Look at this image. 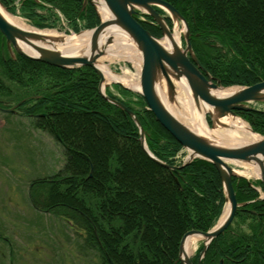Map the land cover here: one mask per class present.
Here are the masks:
<instances>
[{
	"label": "trees",
	"instance_id": "obj_1",
	"mask_svg": "<svg viewBox=\"0 0 264 264\" xmlns=\"http://www.w3.org/2000/svg\"><path fill=\"white\" fill-rule=\"evenodd\" d=\"M0 1L41 30L79 34L101 24L95 6H84L85 0ZM163 1L186 20L197 58L221 86L264 81V0ZM156 10L172 29L173 21ZM140 15L136 19L141 25L162 38L153 19L144 15L143 21ZM100 85L101 77L90 67L60 69L18 54L11 57L0 34V91H24L17 103L28 100L20 110L27 117L47 114L37 119L36 127L68 147L62 171L32 181L30 204L69 225L85 262L181 264L183 237L190 231H210L222 217L227 197L221 175L202 159L179 173L155 163L142 148L136 123L103 97ZM106 94L135 113L149 150L177 165L183 147L157 122L143 96L119 85L108 87ZM237 115L264 136V110ZM233 186L244 206L210 244L201 264H264V199L257 190L264 186L242 177H234ZM202 250L203 245L192 258L194 264Z\"/></svg>",
	"mask_w": 264,
	"mask_h": 264
},
{
	"label": "water",
	"instance_id": "obj_2",
	"mask_svg": "<svg viewBox=\"0 0 264 264\" xmlns=\"http://www.w3.org/2000/svg\"><path fill=\"white\" fill-rule=\"evenodd\" d=\"M35 1L38 2V0ZM101 1H103L112 15V19L106 22L103 21L99 11V4ZM89 3L96 7L102 22L100 26L94 30L86 31L92 32L91 55L88 58L64 56L57 51H51L38 45V42H46L44 36L19 29L9 23L1 13L0 33L5 37L7 49L13 58H15V54H18L60 69H75L81 67L93 68L101 77L100 91L103 97L109 103L131 116L140 130V141L143 150L158 165L178 173L195 159L206 160L216 166L224 184L227 203L230 206V213L225 221L221 223L220 220L217 226L211 231H190L183 237L180 246L179 262L181 264H193L191 258H183L184 244L191 236H203V250L198 262V264H201L212 241L221 236L230 227L238 209L244 206L243 204H239L236 198L232 180L233 177L241 176L235 172L232 164L246 163L250 165L256 163L260 168L262 175L260 179L264 184V137L259 135L261 139L258 142L230 148L215 144L213 141H208L185 126L167 110L158 95L157 90L158 87H160L159 80H161V78L165 79L168 89V99L171 101L174 100L176 93L175 81L181 82L185 80L191 90L195 104L199 106V104L203 102L214 110L215 116H213L212 113L208 114L212 122V129L216 128L220 120L228 116L237 117V112L239 111L254 110L249 107V104L263 103L264 81L249 87L223 88L220 86V81L204 68L195 55L190 43V30L186 20L174 6L163 0H100L99 2L95 0H85L84 6H87ZM0 5L5 9L1 1ZM155 7L168 12L174 22L181 21L184 24L185 49L175 46L173 51H169L161 44L158 38L147 31L135 18L139 12L149 15L160 26L164 37H172V32L166 20L156 11ZM113 25L121 27L130 36L142 57L140 90L134 91L140 93L144 97L151 112L155 115L157 122H159L182 145V147L189 152L188 159L182 167L178 168L168 165L151 153L146 143L145 130L135 113L123 103L108 97L105 93V89L109 84L103 86L104 78L97 67V62L106 54L105 50L100 48V38L105 30ZM112 42L113 39L108 38L106 44H111ZM28 49L34 50L37 55L32 56L28 54L25 51ZM229 89H234L235 91L232 92L231 95L223 97L214 94L219 90ZM25 101L26 100L21 101L10 109L0 108V111L7 114L15 113V110ZM218 127L227 128L226 125H221L220 123ZM252 132L255 133L253 130ZM65 148L68 149L67 146H65ZM92 171L93 167L91 166V176ZM220 264H223V262Z\"/></svg>",
	"mask_w": 264,
	"mask_h": 264
},
{
	"label": "rangeland",
	"instance_id": "obj_3",
	"mask_svg": "<svg viewBox=\"0 0 264 264\" xmlns=\"http://www.w3.org/2000/svg\"><path fill=\"white\" fill-rule=\"evenodd\" d=\"M174 24L173 34H180L184 49L185 26L182 22ZM108 65L115 74L126 73L139 80L140 73L129 59L108 60ZM159 85L168 96L164 78L159 80ZM25 95L24 91L21 94L0 91V102L14 105ZM177 95L176 90L174 100L168 99L170 105L180 104ZM253 106L264 110V102ZM36 121L23 110L14 115L0 112V264H91L85 262L77 247L78 237L65 221L37 213L30 204L32 181L58 174L66 162L65 148L53 135L37 128ZM232 167L241 177L259 181L251 174L252 164L235 163ZM202 243L198 242L197 250Z\"/></svg>",
	"mask_w": 264,
	"mask_h": 264
},
{
	"label": "bare ground",
	"instance_id": "obj_4",
	"mask_svg": "<svg viewBox=\"0 0 264 264\" xmlns=\"http://www.w3.org/2000/svg\"><path fill=\"white\" fill-rule=\"evenodd\" d=\"M99 11L103 21L106 22L112 19V15L103 1H101L99 4ZM0 13L9 23L13 24L19 29L44 36L46 38V42H38V45H41L48 50L57 51L68 57L88 58L91 55L92 32H84L81 35L67 36L64 34H58L55 31H38L28 25L21 18L9 14L7 10L1 5ZM3 38L5 39L4 36ZM108 38L113 39L111 44H106ZM5 42L7 45L6 39ZM100 44V48L104 49L106 53L105 56L99 59L97 62V67L104 78L103 86L109 83L119 82L126 87L132 88L134 90H140V82L138 79L129 77L126 73H123L122 75H116L108 65V60L126 58L134 62L139 73L141 72L142 57L130 36L117 25L109 26L102 34L100 38ZM161 44L169 51H173L175 46L181 47L180 34L176 32L175 34H172V37H165L161 41ZM25 51L32 56L37 55L34 50L28 49ZM175 86L178 93L177 99L180 103H178L179 105L176 106L169 104L168 96L165 93L163 87H158V95L167 110L180 122L185 123L196 134L202 136L208 141H215L216 143L229 148L255 143L261 139L259 135L252 132L249 125L245 121L233 116H228L220 120V122L217 123L215 129L209 128L207 123V115L212 113L213 116H215L214 110H212V108L203 102H201L199 106L195 104L191 90L185 80L176 83ZM234 91V89L219 90L214 94L223 97L231 95V93ZM219 123L221 125H226L227 128L218 127ZM184 149L185 148H183L181 152H184ZM176 159L177 164L181 163L184 165L186 163V160L179 155L176 157ZM251 174L256 178L262 177L260 168L256 163L252 164ZM36 211L37 213L49 214L47 211ZM229 213L230 206L227 204L221 219V223L227 219ZM200 241H204L203 236L197 235L189 237L184 244L183 258H191L196 252L197 244Z\"/></svg>",
	"mask_w": 264,
	"mask_h": 264
},
{
	"label": "flooded vegetation",
	"instance_id": "obj_5",
	"mask_svg": "<svg viewBox=\"0 0 264 264\" xmlns=\"http://www.w3.org/2000/svg\"><path fill=\"white\" fill-rule=\"evenodd\" d=\"M0 107L1 108H7V107H10L8 104H4L2 102H0ZM17 112L19 113V109L17 110Z\"/></svg>",
	"mask_w": 264,
	"mask_h": 264
}]
</instances>
